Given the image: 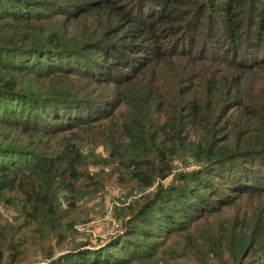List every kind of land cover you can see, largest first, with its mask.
Here are the masks:
<instances>
[{"label": "trees", "instance_id": "trees-1", "mask_svg": "<svg viewBox=\"0 0 264 264\" xmlns=\"http://www.w3.org/2000/svg\"><path fill=\"white\" fill-rule=\"evenodd\" d=\"M100 146L158 184L77 244ZM1 207L0 264L264 261V0H0Z\"/></svg>", "mask_w": 264, "mask_h": 264}, {"label": "rangeland", "instance_id": "rangeland-1", "mask_svg": "<svg viewBox=\"0 0 264 264\" xmlns=\"http://www.w3.org/2000/svg\"><path fill=\"white\" fill-rule=\"evenodd\" d=\"M94 154L96 157L86 154L83 171L89 176V179L85 181L89 184L94 179L99 182V188L94 193L90 186L82 190L90 191L91 194L76 200L75 205L68 210V217L65 221L73 223V230L69 234L75 243L89 242L101 246L110 236L121 231V223L126 218L128 205L154 190L158 182L145 189L138 187L127 178L123 181H117L118 176L114 172V166L98 161L107 159V149L101 146L97 147ZM174 164L176 165L174 172L183 168L180 162ZM170 178L171 175L160 183L166 184ZM0 215L5 217L9 224L20 223L18 218L15 219L17 216L12 210L1 207ZM78 225L83 226L81 231L76 229ZM46 260L36 256L31 264H43ZM255 264H264V261L260 258Z\"/></svg>", "mask_w": 264, "mask_h": 264}, {"label": "built area", "instance_id": "built-area-1", "mask_svg": "<svg viewBox=\"0 0 264 264\" xmlns=\"http://www.w3.org/2000/svg\"><path fill=\"white\" fill-rule=\"evenodd\" d=\"M76 229H78L79 231H81L83 229V226L78 225V226H76Z\"/></svg>", "mask_w": 264, "mask_h": 264}]
</instances>
